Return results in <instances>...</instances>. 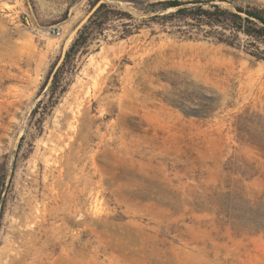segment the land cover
I'll return each mask as SVG.
<instances>
[{
    "label": "rangeland",
    "instance_id": "374dc122",
    "mask_svg": "<svg viewBox=\"0 0 264 264\" xmlns=\"http://www.w3.org/2000/svg\"><path fill=\"white\" fill-rule=\"evenodd\" d=\"M93 1L0 0V264H264V45L101 0L134 19L42 89Z\"/></svg>",
    "mask_w": 264,
    "mask_h": 264
},
{
    "label": "trees",
    "instance_id": "16d2710c",
    "mask_svg": "<svg viewBox=\"0 0 264 264\" xmlns=\"http://www.w3.org/2000/svg\"><path fill=\"white\" fill-rule=\"evenodd\" d=\"M216 1L225 0L158 1L150 4V12L155 13L158 10H171V12L163 15H153L149 17L148 21L159 22V20H162L166 24L183 22L188 26V29H177L175 32L190 40H198L200 36H203V39L212 40L216 44L240 49L241 47L237 41L242 35L253 41L255 45L257 43L264 45L263 7L234 5L233 10H229L216 4ZM111 14H117L121 16L119 17L121 19H134L131 14L106 3H101V0L93 1L87 23L78 32L76 39L65 53L61 64L59 66L56 64L51 68L42 89L51 82L52 92L56 90L64 71L73 70L78 57L86 53L91 42L97 37L96 33H102L105 30V27L113 18ZM171 30L173 32L174 29ZM131 34L132 31L125 30L120 38H126ZM245 52L259 61H264V57L257 55V53L250 52L248 49ZM36 110L37 107L34 111L35 113L37 112ZM3 169L4 167L2 166L1 171Z\"/></svg>",
    "mask_w": 264,
    "mask_h": 264
},
{
    "label": "bare ground",
    "instance_id": "6f19581e",
    "mask_svg": "<svg viewBox=\"0 0 264 264\" xmlns=\"http://www.w3.org/2000/svg\"><path fill=\"white\" fill-rule=\"evenodd\" d=\"M250 80V79H249Z\"/></svg>",
    "mask_w": 264,
    "mask_h": 264
}]
</instances>
